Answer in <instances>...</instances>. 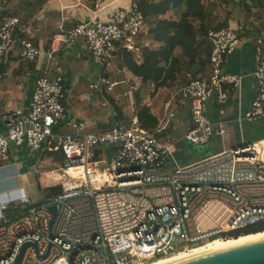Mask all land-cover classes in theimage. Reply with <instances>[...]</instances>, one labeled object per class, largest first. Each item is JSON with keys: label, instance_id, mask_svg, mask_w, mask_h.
<instances>
[{"label": "built area", "instance_id": "built-area-1", "mask_svg": "<svg viewBox=\"0 0 264 264\" xmlns=\"http://www.w3.org/2000/svg\"><path fill=\"white\" fill-rule=\"evenodd\" d=\"M145 20L135 0L106 21L69 28L61 23L43 49L25 36L19 17L2 18L0 93L5 57L14 48L22 62L43 60V68L28 104L1 117L0 166L11 145L32 153L61 151L65 163L59 174L62 192L47 204L9 213L7 204L0 203V264H13L26 244L34 246L25 248L20 264H147L264 222V140L185 166L175 158L181 141L203 148L225 135L223 122L213 123L205 105L215 101L225 115L230 93L241 86V77L227 73L225 63L249 30L244 22L209 29V75L192 78L170 94L168 108L174 102L191 113L192 126L182 139L159 137L176 117L170 109L152 131L140 127L136 117L130 127L115 125L100 133L86 132L82 123L72 124L73 134L56 131L68 118L61 62L65 49L81 40L84 50L107 66L121 49L139 63L152 49L142 38L149 35ZM253 75L258 95L243 118L247 122L264 119L262 53L256 55ZM117 85L101 77L91 89L109 93ZM52 205L57 216L51 225Z\"/></svg>", "mask_w": 264, "mask_h": 264}, {"label": "crops", "instance_id": "crops-1", "mask_svg": "<svg viewBox=\"0 0 264 264\" xmlns=\"http://www.w3.org/2000/svg\"><path fill=\"white\" fill-rule=\"evenodd\" d=\"M134 1L0 0V22L4 16L19 17L25 36L45 49L58 32V26L61 23L69 28L76 24L92 22L94 19L106 21L115 9L129 8ZM231 6L232 8H229L231 15L227 18L225 12L220 9L215 12L212 5H208L207 11L209 9L208 12L212 17H214L212 11L217 16L213 19L210 18L213 27L228 20V25L240 21L246 23L249 28L241 45L227 57L225 63L226 72L241 77L242 83L239 89L230 93L229 100L225 105V115L219 114V106L215 101H209L205 105V114L213 123L223 122L225 128L227 126L233 128L238 140L244 145L264 140V132H262L264 119L254 122H247L243 119L258 95V83L253 75L256 55L257 53L264 54L262 22H255L253 15H263L264 12L253 9L248 12L236 4ZM147 31L149 35H142V38L149 39L152 49L158 48L160 43L154 42L149 27H147ZM258 39L262 41V44L257 43ZM205 49L203 54L205 66H192L190 69H183L178 80L172 86L160 88L153 97L147 94L144 99V104L151 108L157 118L167 109L173 110L176 114L175 119L164 132L169 131V134L165 137L161 136L163 139L180 140L192 126L189 108L174 102L168 108L167 103L170 101V94L186 85L192 78H204L209 75L210 43H207ZM119 52L107 66L93 59L84 50L81 40L65 49L61 55V62L65 76L64 105L68 118L56 128L58 133H75L73 123H82L86 126V132L93 133L109 131L115 125L131 126L135 117L133 93L141 86V81L127 69ZM142 60L139 64L142 63ZM42 68L43 60L34 63L22 62L15 48L7 54L3 66L5 75L0 93V131L5 129L1 119L3 114L28 104L35 81L41 75ZM101 77L118 82V85L109 93L91 89V85ZM20 85L22 88H19ZM151 92H155L153 86H151ZM222 144L221 138H214L208 146L203 148L181 141L175 146V158L180 166H185L224 151ZM178 145H180V151L177 149ZM182 150L183 152H181ZM44 152L32 153L26 146H23L15 148L9 153L8 159L3 161L0 166V203H5L1 198L9 190L7 189L8 181L30 173Z\"/></svg>", "mask_w": 264, "mask_h": 264}, {"label": "trees", "instance_id": "trees-1", "mask_svg": "<svg viewBox=\"0 0 264 264\" xmlns=\"http://www.w3.org/2000/svg\"><path fill=\"white\" fill-rule=\"evenodd\" d=\"M264 1V0H263ZM145 19H154L150 34L154 42L160 43L155 49L146 50L142 63H138L134 55L126 50H120L124 65L141 81V86L133 93L134 115L143 129L152 131L158 125V118L151 108L144 104L147 94L152 97L160 88L172 86L179 78L183 69L192 66H205L203 54L205 46L210 43L207 38L208 20L211 18L207 11L206 0H137ZM234 5V0H231ZM241 7L250 11V2L243 0ZM170 11H182L179 19L164 18ZM226 14V13H225ZM226 14V18H227ZM228 27L227 22L220 23L213 29ZM151 86L155 92H151ZM120 115V111H117ZM54 164L64 166L65 159L61 151H45ZM62 192V187L52 186L46 191V199H52ZM11 213V212H9ZM264 230V222L245 228L234 233L231 238L243 235L257 234ZM216 239H213L214 241Z\"/></svg>", "mask_w": 264, "mask_h": 264}, {"label": "rangeland", "instance_id": "rangeland-1", "mask_svg": "<svg viewBox=\"0 0 264 264\" xmlns=\"http://www.w3.org/2000/svg\"><path fill=\"white\" fill-rule=\"evenodd\" d=\"M231 0H206L207 7L208 5H212L215 9V12H218L219 9L227 14V16L231 15L229 8L231 6ZM243 0H234V4L240 5ZM250 2L251 8L249 10H257L264 12V1L263 0H248ZM206 7V8H207ZM245 11H248L244 9ZM209 11V9H208ZM182 11H170L164 18L166 19H179ZM213 16L211 19L216 18V14L212 11ZM224 13V14H225ZM257 13V12H256ZM216 16V17H215ZM253 19L255 22H262L263 33H264V14L263 15H253ZM210 18L207 22L208 28H214L211 25ZM146 25L149 28H152L154 25V20L146 19ZM264 38V37H263ZM264 124V121L262 122ZM226 133L222 138V149L231 150L236 149L242 145V143L238 140L236 136V132L231 127L225 128ZM264 132V130L262 131ZM169 134V131L164 133L163 135H159V137H165ZM213 144V143H212ZM15 145H11L10 152L15 149ZM180 145L177 146L178 151H180ZM183 152V150L181 151ZM186 153V150H184ZM42 157L38 158L37 164L30 171V173L25 176H17L15 179L8 181L9 189L5 195L2 196V201H4L8 206V212H17L25 207H28L33 204H38L46 197V191L52 186H59L60 180L56 182L54 177L57 174H61L60 170H62V166L59 164H54L53 161L46 156L40 155ZM50 171V172H49ZM60 177V176H59ZM208 242L202 245H206ZM199 245V246H202ZM196 246V247H199ZM195 248V247H194ZM192 250V249H191ZM191 250L187 251L190 252ZM160 260V259H158ZM156 260V261H158ZM154 261V262H156ZM151 262V263H154ZM147 263V264H151Z\"/></svg>", "mask_w": 264, "mask_h": 264}, {"label": "water", "instance_id": "water-1", "mask_svg": "<svg viewBox=\"0 0 264 264\" xmlns=\"http://www.w3.org/2000/svg\"><path fill=\"white\" fill-rule=\"evenodd\" d=\"M236 24V22H233L232 25L236 26ZM48 202L49 199L44 198L39 203L47 204ZM48 210L52 214V225L57 216V206H49ZM29 245L34 246L33 244L24 245L13 264H20L24 250ZM176 264H264V239L209 251Z\"/></svg>", "mask_w": 264, "mask_h": 264}, {"label": "bare ground", "instance_id": "bare-ground-1", "mask_svg": "<svg viewBox=\"0 0 264 264\" xmlns=\"http://www.w3.org/2000/svg\"><path fill=\"white\" fill-rule=\"evenodd\" d=\"M54 180L58 182L60 180L59 174L54 177ZM264 239V231L252 235H243L233 239H216L209 241L206 245L193 248L190 252H180L174 256L168 258H162L151 264H176L184 260L196 257L198 255L207 253L209 251L249 243L257 240Z\"/></svg>", "mask_w": 264, "mask_h": 264}]
</instances>
